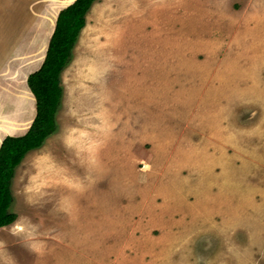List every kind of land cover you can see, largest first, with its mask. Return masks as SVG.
<instances>
[{
	"label": "rangeland",
	"instance_id": "374dc122",
	"mask_svg": "<svg viewBox=\"0 0 264 264\" xmlns=\"http://www.w3.org/2000/svg\"><path fill=\"white\" fill-rule=\"evenodd\" d=\"M85 26L0 264H264V0H96Z\"/></svg>",
	"mask_w": 264,
	"mask_h": 264
},
{
	"label": "crops",
	"instance_id": "0c3cea01",
	"mask_svg": "<svg viewBox=\"0 0 264 264\" xmlns=\"http://www.w3.org/2000/svg\"><path fill=\"white\" fill-rule=\"evenodd\" d=\"M74 1L0 0V147L7 136H21L29 130L31 121L21 119L25 102L35 110V100L26 83L28 75L46 56L59 13ZM7 67L18 77L11 79L19 84L18 91L20 88L15 106L8 101L10 94H6L8 86L4 85L11 83L3 74Z\"/></svg>",
	"mask_w": 264,
	"mask_h": 264
},
{
	"label": "trees",
	"instance_id": "16d2710c",
	"mask_svg": "<svg viewBox=\"0 0 264 264\" xmlns=\"http://www.w3.org/2000/svg\"><path fill=\"white\" fill-rule=\"evenodd\" d=\"M96 0H75L59 13L43 65L28 76V85L35 95L37 114L23 136H7L0 147V226L15 220L10 211L13 195L10 182L17 166L27 153L43 146L57 127L55 116L62 102L60 74L70 61L86 14Z\"/></svg>",
	"mask_w": 264,
	"mask_h": 264
},
{
	"label": "bare ground",
	"instance_id": "6f19581e",
	"mask_svg": "<svg viewBox=\"0 0 264 264\" xmlns=\"http://www.w3.org/2000/svg\"><path fill=\"white\" fill-rule=\"evenodd\" d=\"M108 9V8H107ZM109 10V9H108ZM100 11V10H99ZM104 11H106V9H104ZM107 13V12H106ZM101 14V13H100ZM91 33V32H90ZM5 91V89L3 90V92ZM6 93V92H5ZM7 94V93H6ZM33 177V176H32ZM33 179V178H31ZM34 181V180H33Z\"/></svg>",
	"mask_w": 264,
	"mask_h": 264
},
{
	"label": "clouds",
	"instance_id": "9594fccd",
	"mask_svg": "<svg viewBox=\"0 0 264 264\" xmlns=\"http://www.w3.org/2000/svg\"><path fill=\"white\" fill-rule=\"evenodd\" d=\"M19 165H20V164H19ZM19 165H18V166H19ZM18 166H17V167H18ZM15 171H16V170H15Z\"/></svg>",
	"mask_w": 264,
	"mask_h": 264
}]
</instances>
